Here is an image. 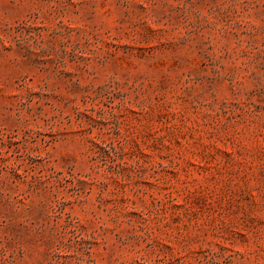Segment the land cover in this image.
<instances>
[{"label": "rangeland", "instance_id": "1", "mask_svg": "<svg viewBox=\"0 0 264 264\" xmlns=\"http://www.w3.org/2000/svg\"><path fill=\"white\" fill-rule=\"evenodd\" d=\"M0 264H264V0H0Z\"/></svg>", "mask_w": 264, "mask_h": 264}]
</instances>
